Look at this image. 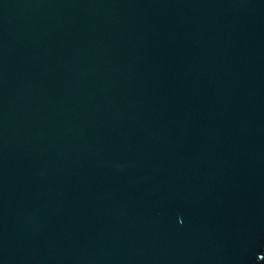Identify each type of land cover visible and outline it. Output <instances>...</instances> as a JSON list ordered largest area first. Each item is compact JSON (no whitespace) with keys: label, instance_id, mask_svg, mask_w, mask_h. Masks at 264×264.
I'll return each mask as SVG.
<instances>
[{"label":"water","instance_id":"water-1","mask_svg":"<svg viewBox=\"0 0 264 264\" xmlns=\"http://www.w3.org/2000/svg\"><path fill=\"white\" fill-rule=\"evenodd\" d=\"M264 0H0V264H264Z\"/></svg>","mask_w":264,"mask_h":264},{"label":"snow or ice","instance_id":"snow-or-ice-1","mask_svg":"<svg viewBox=\"0 0 264 264\" xmlns=\"http://www.w3.org/2000/svg\"><path fill=\"white\" fill-rule=\"evenodd\" d=\"M261 259H264V256H262Z\"/></svg>","mask_w":264,"mask_h":264}]
</instances>
